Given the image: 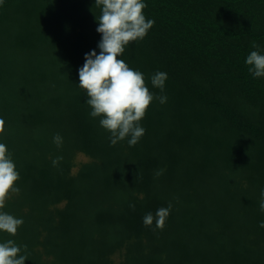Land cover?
Returning <instances> with one entry per match:
<instances>
[{"label": "trees", "instance_id": "trees-1", "mask_svg": "<svg viewBox=\"0 0 264 264\" xmlns=\"http://www.w3.org/2000/svg\"><path fill=\"white\" fill-rule=\"evenodd\" d=\"M143 2L155 23L118 59L167 102L132 147L111 144L79 87L100 52L95 0L0 5V143L20 175L0 212L24 221L0 243L25 264H264V77L245 63L264 54V0ZM169 203L163 230L143 224Z\"/></svg>", "mask_w": 264, "mask_h": 264}, {"label": "clouds", "instance_id": "clouds-1", "mask_svg": "<svg viewBox=\"0 0 264 264\" xmlns=\"http://www.w3.org/2000/svg\"><path fill=\"white\" fill-rule=\"evenodd\" d=\"M3 0H0V5ZM95 6L101 10L96 16V31L102 38L98 43L99 54L95 50L85 54V63L79 69V87L86 90V103L90 106V116L99 117L102 128L110 135L111 144L128 139L130 147L135 146L146 130L140 121L154 99L161 104L167 102L166 95L150 92L145 84L143 73L131 69L123 59H118L125 52L126 46L133 41L142 40L153 27L155 21L146 19L143 10L147 5L143 0H95ZM253 48L259 45L253 42ZM248 70L254 77H264V54L259 50L252 51L245 60ZM167 73L157 71L151 77L154 88L164 91ZM5 122L0 119V133H4ZM53 142L59 146L62 137L56 134ZM60 158L53 160L55 166ZM158 175L160 173H157ZM20 175L8 153L5 144L0 143V209L5 207L12 194L20 189L16 182ZM260 210L264 212V190L261 192ZM134 208V205H131ZM172 205L160 207L155 214L149 212L143 217V224L151 227L155 223L157 229L163 230L170 215ZM23 219L0 212V231L15 236ZM264 227V222H261ZM26 248V246H25ZM21 248L14 241L0 243V264H25L24 255H18Z\"/></svg>", "mask_w": 264, "mask_h": 264}]
</instances>
